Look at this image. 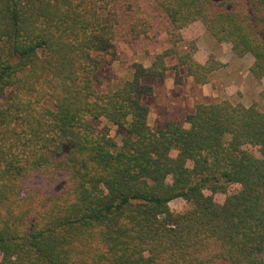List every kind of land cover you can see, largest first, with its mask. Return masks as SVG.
Returning <instances> with one entry per match:
<instances>
[{
	"label": "trees",
	"instance_id": "obj_1",
	"mask_svg": "<svg viewBox=\"0 0 264 264\" xmlns=\"http://www.w3.org/2000/svg\"><path fill=\"white\" fill-rule=\"evenodd\" d=\"M131 1L0 0V264H264V111L198 104L189 127L153 129L146 104L195 24L252 55L264 82V0H154L171 50L102 90ZM126 17L133 40L150 34ZM189 45L180 64L208 84L218 65ZM179 198L189 208L173 214Z\"/></svg>",
	"mask_w": 264,
	"mask_h": 264
},
{
	"label": "rangeland",
	"instance_id": "obj_2",
	"mask_svg": "<svg viewBox=\"0 0 264 264\" xmlns=\"http://www.w3.org/2000/svg\"><path fill=\"white\" fill-rule=\"evenodd\" d=\"M219 1V0H216ZM132 15H142L152 22L150 34L140 40H133L129 34L130 17L122 20L114 53L105 58L99 72V87L102 90L120 86L131 77L135 65L151 67L157 58L172 48L169 20L155 7L154 0H132ZM185 42L177 47V54L167 56L165 77H156L146 81L153 87V95L146 99L149 106V124L153 129L166 127L171 122L189 127L184 122L186 116L193 112L198 104H210L229 101L246 107L256 105L264 111V82L258 81L251 74L254 57L236 55L227 44L218 43L213 36L200 24H195L182 32ZM195 42L198 52L197 59L205 63L209 58L218 65L210 75L208 84L195 83L180 64L179 56L190 51L189 42ZM3 101L0 99V104ZM100 129H109L110 135L121 144L123 131L116 125L102 119ZM238 188L234 186L231 190ZM225 195H215L217 202H224ZM173 214L185 212L189 204L182 198L170 203ZM214 264H230L220 260Z\"/></svg>",
	"mask_w": 264,
	"mask_h": 264
}]
</instances>
